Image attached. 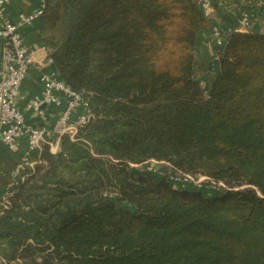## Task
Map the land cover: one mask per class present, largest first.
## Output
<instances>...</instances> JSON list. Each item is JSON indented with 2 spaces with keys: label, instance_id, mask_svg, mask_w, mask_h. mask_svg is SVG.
<instances>
[{
  "label": "trees",
  "instance_id": "16d2710c",
  "mask_svg": "<svg viewBox=\"0 0 264 264\" xmlns=\"http://www.w3.org/2000/svg\"><path fill=\"white\" fill-rule=\"evenodd\" d=\"M257 2L44 0L23 35L94 118L0 198L8 264H264V32L236 30ZM226 24L224 45L201 41ZM150 159L228 188L131 166Z\"/></svg>",
  "mask_w": 264,
  "mask_h": 264
},
{
  "label": "built area",
  "instance_id": "2783aa9c",
  "mask_svg": "<svg viewBox=\"0 0 264 264\" xmlns=\"http://www.w3.org/2000/svg\"><path fill=\"white\" fill-rule=\"evenodd\" d=\"M9 1L0 0V37L4 40L0 65V145L4 144L7 149L14 151L25 144L22 160L15 170L18 173L22 168H27L26 173L20 179L21 181L39 161V159H36L37 161L32 159L33 153H37L40 158L45 144L49 145L52 152H57L62 136L69 134L74 138L80 128L94 118V114L85 94L69 85L58 70L43 72L41 76L44 83L43 93L31 99L27 105L36 117L45 114L44 105L46 104L60 106L61 110L51 128L46 124L29 120L19 108L18 98L23 82L34 63V53L37 48L48 50L45 47H30L23 35V30L33 25L40 18L43 13L44 0L41 7L36 11L20 13L15 19L7 17L4 12V6ZM198 1L207 17H213L216 6L222 2V0ZM261 2L264 11V0ZM258 19L259 16L254 10H245L239 15V25L236 30L241 32L254 31ZM232 30L233 28L228 24L218 25L210 35L202 32L200 39L209 47H212V42L216 46H221L225 43L226 34ZM212 53L211 66L213 71H216L220 62V55L215 52ZM47 62L54 64L51 56ZM44 66L45 63H42V67ZM202 84L204 87L206 86L205 82ZM52 134L55 135V139H51ZM131 166L138 172L156 174L161 178H166L174 186L183 183L202 188L205 187L204 184L207 181L213 187H226L223 181H215L205 175L196 176L174 169L170 163L162 160L150 159L140 164L131 163ZM0 264H8V262L0 256Z\"/></svg>",
  "mask_w": 264,
  "mask_h": 264
},
{
  "label": "crops",
  "instance_id": "0c3cea01",
  "mask_svg": "<svg viewBox=\"0 0 264 264\" xmlns=\"http://www.w3.org/2000/svg\"><path fill=\"white\" fill-rule=\"evenodd\" d=\"M42 3L43 0H10L5 4L4 12L7 17L15 19L20 13H32L36 11L41 7ZM251 7L259 16L254 29L263 32L261 27H264V11H262L263 13L259 11L261 2H257L254 6L251 5ZM3 43L4 40L0 37V65L2 63ZM49 58V50L42 48L36 49L34 53V63L31 65L30 71L21 88L18 106L29 120L39 124H46L51 128L61 110L60 106L55 104L44 105L45 114L41 117L34 116L27 107L31 99L43 93L44 83L41 80L43 72H54L57 70L55 63L50 64L47 62ZM42 63H45L44 67H42ZM51 139H55L54 134L51 135ZM25 147V144H23L19 149L11 151L7 149L4 144L0 145V198L4 197V195L20 181L23 174L27 171V168L24 167L18 173L15 172L18 164L22 160ZM32 159L38 160L39 155L33 153Z\"/></svg>",
  "mask_w": 264,
  "mask_h": 264
},
{
  "label": "rangeland",
  "instance_id": "374dc122",
  "mask_svg": "<svg viewBox=\"0 0 264 264\" xmlns=\"http://www.w3.org/2000/svg\"><path fill=\"white\" fill-rule=\"evenodd\" d=\"M261 30L264 32V27H261ZM199 79L201 82H205L206 80V76L205 75H199ZM205 187H202V188H196L194 185H191V184H183V183H180V184H177L175 185V187L177 188H196V189H203L204 192L206 193V195H216V194H221L222 190L224 188H228V186L226 185V187H213L211 185H209V182H205L204 184ZM246 187L245 185H238L236 184L234 188L236 189H239V188H244Z\"/></svg>",
  "mask_w": 264,
  "mask_h": 264
}]
</instances>
